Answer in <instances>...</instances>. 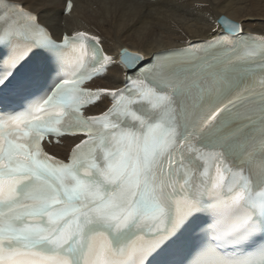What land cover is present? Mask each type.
<instances>
[{"label": "snow or ice", "instance_id": "obj_1", "mask_svg": "<svg viewBox=\"0 0 264 264\" xmlns=\"http://www.w3.org/2000/svg\"><path fill=\"white\" fill-rule=\"evenodd\" d=\"M37 3L0 0V264H264L253 21L217 15L211 40L116 60L61 28L72 0ZM113 68L123 87L87 86ZM65 140L64 159L46 150Z\"/></svg>", "mask_w": 264, "mask_h": 264}, {"label": "bare ground", "instance_id": "obj_2", "mask_svg": "<svg viewBox=\"0 0 264 264\" xmlns=\"http://www.w3.org/2000/svg\"><path fill=\"white\" fill-rule=\"evenodd\" d=\"M14 1L43 11L37 0ZM217 15L251 20L253 23L247 24L245 31L264 36V0H165L158 4L139 0H75L72 14L61 18V22L70 31L86 30L99 35L107 53L119 58L124 49L150 56L194 40L210 39L218 31L214 23ZM121 75L115 68L100 84L117 87L115 83Z\"/></svg>", "mask_w": 264, "mask_h": 264}]
</instances>
